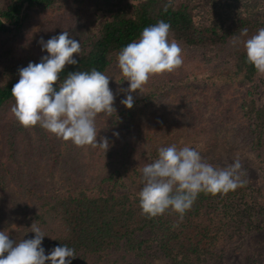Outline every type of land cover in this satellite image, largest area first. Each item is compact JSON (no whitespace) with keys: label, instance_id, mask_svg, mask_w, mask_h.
Here are the masks:
<instances>
[{"label":"trees","instance_id":"obj_1","mask_svg":"<svg viewBox=\"0 0 264 264\" xmlns=\"http://www.w3.org/2000/svg\"><path fill=\"white\" fill-rule=\"evenodd\" d=\"M60 1L4 0L0 4V69L9 77L0 82V109L5 102L14 99L11 89L19 81V69L29 62L39 63L40 57L47 52L41 50L40 40L32 44L29 30L49 17L50 6ZM67 2L71 9L65 11L64 20L54 26L48 23L49 29L42 35L45 41L68 31L71 38L81 43V53L73 54L78 63L66 65L60 73L61 82L70 72L93 68L110 76L114 106H118V113L113 114L111 122L117 121L114 117L122 113L128 117L148 116L160 128L151 142L159 139L161 147L169 146L171 134L180 132L177 115H184L190 107L209 109L213 103L218 108L222 105L212 122L214 129L220 123L216 119L222 118L227 110L233 112L232 102H239L244 116L239 117L238 123L249 124L252 146L262 155L261 163H264V76L246 62L244 48V41L264 28V0ZM160 20L171 25L169 41L174 40L182 49L183 64L174 72L151 77L144 85L143 93L139 90L130 93L134 105L129 109L121 103L128 94L129 85L126 90L119 89L123 79L118 82L112 70L120 72L117 60L120 50L128 43L138 41L145 27ZM245 28L247 34H242ZM16 43L20 47L15 50L13 45ZM26 44L30 45L24 48ZM54 87L58 90L59 82ZM170 89L175 94L172 100ZM209 92L210 97L205 95ZM100 115L95 121L97 138H107L109 148L106 153L101 148L77 147L66 141V155L61 151L62 139L55 141L53 134L35 126L32 128L37 135L34 134L31 140L47 143L52 152L47 160L50 162L47 170L36 175L30 172L33 155L40 157L38 153L29 155L24 164L10 161L9 157L5 161L9 171L8 174L0 172V231L15 225L9 239L19 242L34 238L35 233L31 232L34 223L45 233L42 247L46 253L64 245L75 250L71 264H123L122 257L132 264L136 261L130 256L141 260L151 248V241L156 244L159 255L171 264H246V251L263 246L264 184L252 181L262 175L259 173L261 165L259 170L243 166L241 178L245 183L235 191L215 196L200 193L191 210L177 227H173L179 219L176 213L169 211L147 218L141 214L138 193L121 189L118 180L114 183L109 174L115 157H135L136 142L132 138L141 135L142 126L134 119L128 126L123 125V130L129 131L131 137H127L131 141H124L125 146L120 150L114 133L102 130L104 125ZM113 123L116 128L121 127L120 123ZM14 126L23 133L29 131L18 121ZM26 134L30 136V131ZM15 147L11 148L12 153L19 154L18 146ZM60 163L68 168L56 176ZM75 168L85 172L82 175L89 172L98 189L92 191L93 188L82 187L73 178L78 175ZM16 192L31 195V198L27 201L18 199ZM252 210L255 216H252ZM205 215L208 222L198 230L199 220ZM253 223L257 225L254 231L259 238L250 239L246 235L238 247L221 243L219 238L236 230L251 233ZM187 224L193 225L195 233L188 232ZM45 264L51 262L45 261Z\"/></svg>","mask_w":264,"mask_h":264},{"label":"clouds","instance_id":"obj_2","mask_svg":"<svg viewBox=\"0 0 264 264\" xmlns=\"http://www.w3.org/2000/svg\"><path fill=\"white\" fill-rule=\"evenodd\" d=\"M170 28L163 20L145 27L138 41L128 43L118 53V68L123 80L129 82L128 94L121 100L127 108L134 105L130 93L136 90L143 93L151 77L174 72L182 66V49L174 40L169 41ZM242 34H247L246 28ZM39 43L48 55L42 56L39 63L29 62L19 69V81L11 89L15 100L11 108L13 116L26 129L39 126L77 147L101 148L106 153L109 142L105 137L98 142L95 121L99 114L109 118L116 113L115 96L109 87L111 77L93 68L70 72L61 82L60 73L66 65L78 63L73 54L81 53V43L71 38L68 31L46 42L41 37ZM244 48L246 62L264 76V28L244 41ZM58 82L57 90L54 85ZM242 167L236 159L230 166L218 169L204 162L194 148L161 147L158 158L141 170L143 187L138 192L141 214L155 218L174 212L179 217L173 225L177 227L200 193L226 195L243 186ZM31 232L35 233L34 238L17 242L0 231V264H45V261L71 264V258L76 256L73 248L56 246L45 255L42 247L45 233L34 223Z\"/></svg>","mask_w":264,"mask_h":264},{"label":"rangeland","instance_id":"obj_3","mask_svg":"<svg viewBox=\"0 0 264 264\" xmlns=\"http://www.w3.org/2000/svg\"><path fill=\"white\" fill-rule=\"evenodd\" d=\"M2 1L4 0H0V4L2 3ZM67 9H71L67 0H61L55 5L50 6L49 17H47L45 20H42L35 28L29 30L30 40L32 39V44L38 42L44 34V31L49 29V27L47 26L48 23L51 24L50 26H54L53 24L63 21L66 15L65 11ZM47 36L48 35H45V37ZM50 38L51 37H48V39ZM48 39H45V42ZM18 45V43L14 44L13 49L16 50L17 48H19L20 45ZM29 45L30 44H26L24 48ZM8 54L9 53H7V55ZM45 55H48V53L44 52L42 56ZM3 73L4 72H2V69H0V82H4L9 78L8 75H3ZM112 73L117 78L118 82H120V78L123 79L119 71H115L113 69ZM122 83L123 84L120 83V85L122 86H120L119 89L126 90L129 85V82L127 80H123ZM169 94L172 100L175 96L174 91L170 89ZM205 95L210 97L212 94H210L209 92ZM14 103V99L7 101L3 104L2 108L0 109V172L8 174V162H5L8 161V157L11 159L10 161H20L19 163L24 164L27 163L26 159L30 158L29 155L33 153H38L40 154V157H38L36 154L33 155L34 163L33 166H31L30 172L33 175L42 174L47 170V167L50 163L47 162V160H49L50 158L49 153H52L49 147L50 145L48 146V144L45 142H42L40 144L38 141L36 142L31 140L34 134L37 135V133H35L36 130L34 128L28 129L30 131V136L26 134L29 131L23 133L15 128L14 125L17 120L11 112V108ZM221 106L222 105H220L219 108H221ZM117 108L118 106L115 107L116 111ZM219 108L218 105H214V103L213 105L209 106V109H206L205 106H202L200 108L198 106H192L185 112L184 115H177V124L180 132L176 135H174V133L171 134L172 142L169 146L175 145L178 149L184 146L194 148L201 154L204 162L210 163L213 167L218 169H223L230 166L236 159H239L243 166H250L251 168L257 170H259V166L261 165V170H259V173L262 175H259V177L256 178H252V181L253 183H259L258 181H260L262 184H264V163H261L263 162V157H261L262 155H260L258 151H256L252 146V136L249 130L250 128L248 126L249 124H246V122L240 124L238 123V121H240L239 117L244 116V112H242L239 106V102H232L231 108L234 114L233 112L227 110L222 118L216 119L219 120L220 123L213 129L212 122L214 123L213 120H215L214 118L216 114L219 113ZM230 113L233 115H231ZM100 118L103 122L102 124L104 125L102 130H106V132H110L111 134L118 133V135H114L113 137L118 140L119 146L121 145V147L119 148L120 150H122L123 146H125L124 141L127 143H130L131 141V138H129L131 136L128 135L129 131L123 130V125L128 126L132 122L131 119H134L137 121L138 124L142 126V129H140L143 130L141 135L137 136V139L135 137L132 138L134 143L136 142L135 157H115V162L113 163L109 172V174L113 176L112 180L114 181V183L116 179L118 180L117 185L120 186L121 189L131 190L133 192L138 193L143 187V184L141 182L142 168L147 164L153 163L158 158V149L161 148V146H159L160 141L158 139L157 141L151 142V140L160 131V128H157L155 126L156 124H153V121L150 120L148 116H143L141 118L137 116V114L134 117H128L127 115L122 113L114 117L117 121L113 120L112 122V117L108 118L103 113L102 115H100ZM113 122L120 123L121 127L119 129L116 128ZM138 124L135 125L140 126ZM199 126L200 128H198ZM127 135L129 137H127ZM53 139L57 141L59 138H55L53 136ZM49 140L51 141V139ZM65 142L66 141L63 140L60 141V143L62 144L61 151L66 154ZM98 142H100V140H98ZM16 145L18 146L17 150L19 151V154L12 153L13 149L11 148H16ZM29 165H31V163ZM67 168H65L62 163L60 165V169H58L57 171L56 176L60 175V173L66 170ZM74 171L78 173V175L74 176L73 178L75 180H78L80 182L79 184L82 187L93 188L92 191L98 189V185L94 181V177L91 176L89 172L85 175H82L83 171H81V169L77 170L75 168ZM16 195L18 199L21 198L25 201L31 198V195L27 196L18 192H16ZM255 215V211L252 210V216ZM199 222L200 223L198 226V230L200 226L208 222V217L206 215L203 216L202 219L199 220ZM195 223V221L192 222L194 227ZM193 225L187 224L185 226L188 229L189 233H195ZM14 226L15 225H10L9 228H6L4 230V232H6L10 236V234L14 233ZM256 228L257 225L253 223V229L251 228V233L236 230L233 234H226L224 237H221L219 239L221 240V243L224 244V246L227 242L229 244H235L238 247V244L245 240L246 235L250 239L252 237L259 238V235L255 234L254 231ZM223 232L226 233L225 230H222V233ZM145 237L148 238L149 235L146 234ZM152 243L153 241H151L150 243L151 248L147 251L149 256H147L146 253V255L141 258V260L133 259L134 256H130V259L136 261L131 263L171 264L168 260L159 255L157 247L155 246L156 244ZM254 247L255 248L252 249L249 248L245 253V255L247 256L246 264H264V244L263 246L258 248H256V246ZM45 255H48V253H46V250ZM121 260H123V264H128L126 258L122 257Z\"/></svg>","mask_w":264,"mask_h":264}]
</instances>
